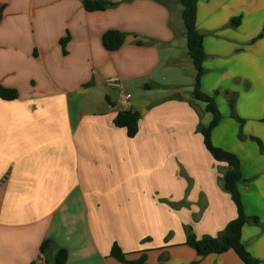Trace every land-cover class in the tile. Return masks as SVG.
Instances as JSON below:
<instances>
[{"label": "crops", "instance_id": "obj_1", "mask_svg": "<svg viewBox=\"0 0 264 264\" xmlns=\"http://www.w3.org/2000/svg\"><path fill=\"white\" fill-rule=\"evenodd\" d=\"M105 1L115 6L0 0V85L18 92L0 99V264H55L59 250L65 264H122L110 255L114 244L145 264H243L233 251L200 259L186 246L185 226L198 239L215 237L237 210L222 188L227 165L207 151L190 106L196 70L179 0ZM263 26L264 0H198L201 89L223 116L212 140L240 158L244 210L259 218L242 241L260 264L264 153L249 138L264 145ZM111 32L126 36L118 50L103 45ZM113 78L122 91L106 85ZM121 92L143 109L133 139L114 124L125 111ZM232 97L236 114L254 123L246 141Z\"/></svg>", "mask_w": 264, "mask_h": 264}, {"label": "trees", "instance_id": "obj_2", "mask_svg": "<svg viewBox=\"0 0 264 264\" xmlns=\"http://www.w3.org/2000/svg\"><path fill=\"white\" fill-rule=\"evenodd\" d=\"M179 3L182 7L181 16L186 29L188 55L196 70L192 98L196 102L204 104L205 112L212 115L211 122L207 126L199 125L198 132L203 136L204 145L213 159L217 162L226 163L227 170L222 178V188L230 194L237 210V217L229 222L225 229L215 237L205 236L198 239L192 227L185 226L186 246L193 249L200 259L210 255H220L228 251H233L243 264H260L259 260L252 256L242 241L243 228L248 224L258 225L259 218L248 216L244 210L241 192L238 188V184L244 181L240 158L233 152L215 146L212 140L213 131L218 127L223 116L217 106L215 98L203 92L201 89V81L205 73L204 62L206 60V53L204 49V36L197 29L198 0H179ZM114 6L115 4L105 0H84V7L88 12L105 11ZM3 14L4 7H0V24ZM239 24L240 18L231 21L232 27H237ZM263 37L264 26L257 40ZM125 38L126 36L123 33L111 32L103 37V45L108 50H118L124 44ZM67 42L68 38L63 39L61 41L62 46L64 47ZM17 98L18 92L16 90L8 89L0 85V99L13 101ZM229 106L231 117L240 124L238 138L240 141H246L247 137L242 132L245 121L236 114L235 99L233 97L230 98ZM140 117V113L133 109L125 110L117 114L114 119V124L119 128L126 129L128 137L133 139L139 132ZM249 139L257 143L261 153H264V145L260 139L256 137H250ZM52 244V241L43 243L41 253L46 254ZM110 255L122 264L146 263L145 257L136 261L128 260L125 253L117 244H114L112 247ZM53 261L55 264H65L67 261V252L65 250H59L53 258Z\"/></svg>", "mask_w": 264, "mask_h": 264}, {"label": "built area", "instance_id": "obj_3", "mask_svg": "<svg viewBox=\"0 0 264 264\" xmlns=\"http://www.w3.org/2000/svg\"><path fill=\"white\" fill-rule=\"evenodd\" d=\"M106 85L110 88L119 89L122 91V85L120 83V80L117 78L107 80ZM120 98H121V102L125 106V110H132V105H131L132 96L130 94H125L124 92H121Z\"/></svg>", "mask_w": 264, "mask_h": 264}, {"label": "rangeland", "instance_id": "obj_4", "mask_svg": "<svg viewBox=\"0 0 264 264\" xmlns=\"http://www.w3.org/2000/svg\"><path fill=\"white\" fill-rule=\"evenodd\" d=\"M187 88V89H186ZM183 87V91L185 92V94H186V96H188L189 94L187 93V92H189V89H188V87ZM113 89V88H112ZM117 91H119V89H116ZM190 90H192V89H190ZM168 94H170V95H172L173 94V91H168L167 92ZM126 94V93H125ZM140 111H139V113H140V116H141V114L143 113V109H139ZM231 111V110H230ZM230 116H231V114H230ZM200 118V117H199ZM232 118V117H231ZM212 119V115L211 114H209V113H207L206 114V116H204V118H202L201 120V124L202 125H205V126H207L210 122V120ZM233 119V118H232ZM235 120V119H234ZM236 121V120H235ZM245 121V124H244V126H243V130H242V132H243V134L245 133V131H244V129L246 128V125H252V124H254L253 122H246V120H244ZM237 122V121H236ZM238 123V122H237ZM238 125H239V129H240V124L238 123ZM238 134H239V130H238ZM244 136H246L245 134H244ZM247 137V136H246Z\"/></svg>", "mask_w": 264, "mask_h": 264}, {"label": "water", "instance_id": "obj_5", "mask_svg": "<svg viewBox=\"0 0 264 264\" xmlns=\"http://www.w3.org/2000/svg\"><path fill=\"white\" fill-rule=\"evenodd\" d=\"M190 106H191V108H193L195 110V112L197 113V115L201 119L204 118L205 112L202 110V108L200 107V105L195 100H191L190 101Z\"/></svg>", "mask_w": 264, "mask_h": 264}]
</instances>
